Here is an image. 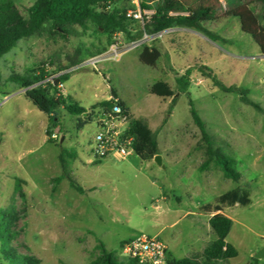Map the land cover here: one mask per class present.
<instances>
[{
    "label": "rangeland",
    "instance_id": "obj_1",
    "mask_svg": "<svg viewBox=\"0 0 264 264\" xmlns=\"http://www.w3.org/2000/svg\"><path fill=\"white\" fill-rule=\"evenodd\" d=\"M13 1L28 18L27 9L35 0ZM138 2L137 6L134 0H117L110 10L129 12L141 8ZM214 4L218 17L205 26L225 41L184 27L168 29L157 40L175 71H191L188 92L207 130L237 159L243 176L239 183L226 178L214 163L201 171L205 143L193 123L188 96L178 92L164 58L155 67L140 61L144 46L153 44L131 38L143 29L140 22L129 20L131 36L102 33L92 23L68 38L36 35L21 40L0 60V211L13 207L19 213V236L13 243L18 253L35 256L41 264H90L99 256V240L120 254L122 241L146 234L171 243L173 257L182 259L189 256L191 236L199 230L195 215L186 218V213H205L204 205L245 187L251 203L223 209L234 222L228 241L238 251L228 264H264V257L256 258L264 248V115L243 103L239 94L216 87L200 71L201 66L210 68L226 86L247 90V98L264 108V54L242 32L239 19L223 17L228 1ZM252 9L259 16L264 12L258 2ZM113 45L121 50L116 58L109 55ZM69 58L81 63L58 72L59 66L70 67ZM91 58L99 59L97 68L86 63ZM33 71L45 76V84L56 79L54 85L68 73L70 79L59 86L60 92L71 95L90 114L93 106L110 99L111 88L116 89L132 117L158 133L163 166L134 152L125 159L95 160V113L92 123L78 129V117L61 108L56 126L49 128L48 116L10 81L13 73ZM158 81L178 92L173 108L171 98L151 94ZM47 130L57 134L51 136L53 143ZM63 164L85 194L71 188L68 179L53 181L62 175ZM201 243L194 239V249ZM0 264H10L1 246Z\"/></svg>",
    "mask_w": 264,
    "mask_h": 264
},
{
    "label": "trees",
    "instance_id": "obj_2",
    "mask_svg": "<svg viewBox=\"0 0 264 264\" xmlns=\"http://www.w3.org/2000/svg\"><path fill=\"white\" fill-rule=\"evenodd\" d=\"M117 0H35L28 9V18H25L13 0H0V60L23 39L48 33L50 35L68 38L78 34L77 28L86 29L89 23L94 24L102 33L112 34L123 32L131 36L128 31L129 19L127 12L110 10ZM228 6L224 10L223 17L239 19L243 33L252 37L264 54V12L259 16L252 9L255 2L264 6V0H227ZM142 11H152L145 20L143 29L134 39H140L144 33L154 35L175 27H184L205 34L213 41H225L219 35L208 29L205 24L216 20L219 8L214 0H140ZM164 58L169 71L173 72L177 83L178 92L187 94L189 99L190 113L195 126L199 129L205 143L206 160L201 165V171L206 170L211 163L218 166L224 176L239 183L243 176L237 168V159L229 154L226 149L219 145L215 136L207 130V127L195 108L194 102L188 89L191 85V71L184 74L175 71L171 65V59L167 52L163 51L159 40H153L151 46H144L139 55L142 63L155 67L158 61ZM70 67L59 66L58 72L68 70L79 65L77 59L69 58ZM201 73L210 78L214 85L227 93H237L243 103L252 106L264 115V108L247 98L248 91L238 86H226L214 72L206 67H200ZM70 79L68 73L59 77L57 85L52 84L56 79L47 84L45 76L37 71L27 74L13 73L10 81L24 89V94L32 104L49 118V128L56 126V114L63 108L72 116L78 117L77 127L82 129L93 122L95 115L110 117L112 107L117 103L122 109V115L126 116L130 123L129 136L134 138L133 150L142 160L153 159L160 153L158 133L153 131L147 122L136 120L132 117L126 103L119 98L116 89L111 88V97L92 107L93 114L80 106L71 95L61 93L59 86ZM151 94L161 98H171V107L177 102V93L167 82L158 81L150 89ZM97 110V114L95 112ZM49 141L53 135L50 130L46 132ZM63 162V156L60 155ZM61 176L53 178L60 183L68 179L71 188L80 194H85L86 189L66 171L63 164ZM22 180H17L16 192L21 191ZM251 203L248 188L237 187L216 198L214 204H206L202 207L205 212H213L209 224L217 235V240L207 244L200 251L191 253L188 257L175 259L168 254L166 264H228L231 259L238 256L237 249L227 242V238L233 227V220L223 213L225 207L237 204L248 206ZM19 213L12 207L9 210L0 211V246L4 259L10 264H41V260L32 255H22L17 252L13 243L19 233L16 231L19 222ZM121 243L120 250L123 246ZM99 256L90 264H139L137 260L123 258L115 250H110L101 240L98 241ZM119 250V251H120Z\"/></svg>",
    "mask_w": 264,
    "mask_h": 264
},
{
    "label": "built area",
    "instance_id": "obj_3",
    "mask_svg": "<svg viewBox=\"0 0 264 264\" xmlns=\"http://www.w3.org/2000/svg\"><path fill=\"white\" fill-rule=\"evenodd\" d=\"M134 2L137 6L139 5L138 0H134ZM126 17L129 20L140 22L143 27L145 20L148 18V16H143V12L139 7L127 12ZM163 33L164 31L154 35L144 33L142 39L152 41L161 37ZM120 54L121 50L113 45L109 55L116 58ZM86 63L97 68L99 59L91 58ZM112 114L110 117L99 116L97 120V131L94 138L95 148L93 149L95 160L100 161L109 157L125 159L134 152V138L127 133L129 119L122 115V109L117 103L112 107ZM52 136L57 138L56 133H53ZM120 254L123 258L137 260L139 264H166L168 249L159 237L142 234L135 239L126 241L120 250Z\"/></svg>",
    "mask_w": 264,
    "mask_h": 264
},
{
    "label": "crops",
    "instance_id": "obj_4",
    "mask_svg": "<svg viewBox=\"0 0 264 264\" xmlns=\"http://www.w3.org/2000/svg\"><path fill=\"white\" fill-rule=\"evenodd\" d=\"M240 22V21H239ZM240 28H241V25H240ZM100 62V61H99ZM65 95V94H64ZM67 95V94H66ZM160 148V147H159ZM162 157V156H161ZM225 210V208H224ZM223 210V213L225 212ZM205 212V211H204ZM195 215V218H196V221L198 222V225L197 227L199 228V230H197L195 233H193V236H191V244H189V249H190V253H193L195 251H200L201 249H203L207 244L211 243V242H214L217 240V235L215 234V232L211 229L210 227V224H209V221H210V218L214 215L213 212H205V213H195V212H188L186 213L185 217L186 218H193L192 217ZM191 216V217H189ZM228 216V215H227ZM194 239L202 242L200 247L198 248H195L193 247V243H194ZM123 243H125L126 241H122ZM121 242V243H122ZM227 242L230 243L228 241V238H227ZM166 246H167V249H168V254L173 257V247H171V243L167 242L166 241ZM174 258V257H173Z\"/></svg>",
    "mask_w": 264,
    "mask_h": 264
},
{
    "label": "water",
    "instance_id": "obj_5",
    "mask_svg": "<svg viewBox=\"0 0 264 264\" xmlns=\"http://www.w3.org/2000/svg\"><path fill=\"white\" fill-rule=\"evenodd\" d=\"M154 161L158 164V165H160V166H163V163H162V157H161V155L160 154H158V155H156L155 157H154ZM262 257H264V248L256 255V258H262Z\"/></svg>",
    "mask_w": 264,
    "mask_h": 264
}]
</instances>
